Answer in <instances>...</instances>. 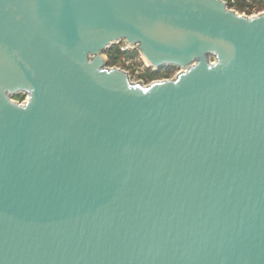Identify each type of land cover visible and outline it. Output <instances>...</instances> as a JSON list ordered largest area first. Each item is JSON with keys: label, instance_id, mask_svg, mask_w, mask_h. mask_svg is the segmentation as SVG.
I'll use <instances>...</instances> for the list:
<instances>
[{"label": "water", "instance_id": "obj_1", "mask_svg": "<svg viewBox=\"0 0 264 264\" xmlns=\"http://www.w3.org/2000/svg\"><path fill=\"white\" fill-rule=\"evenodd\" d=\"M0 264H264V14L0 0Z\"/></svg>", "mask_w": 264, "mask_h": 264}, {"label": "trees", "instance_id": "obj_2", "mask_svg": "<svg viewBox=\"0 0 264 264\" xmlns=\"http://www.w3.org/2000/svg\"><path fill=\"white\" fill-rule=\"evenodd\" d=\"M228 8L229 9H234L238 13L245 12L246 14H249L251 12L252 5H255L257 9H260V2L261 0H236L235 3H231L228 1ZM252 4V5H251ZM104 56L106 57V66L107 67H113V66H118L121 65L123 68L126 66L125 61L129 59H133L135 54H138L136 50H130L127 49L125 51H122L120 47L117 45H113L106 49L103 52ZM124 58V60H122ZM140 62V61H139ZM140 65L144 66L143 63H139ZM173 68V67H169ZM163 68L157 70V71H152L150 68H147L144 66V71L141 74V78L145 82L157 79L159 77L165 76L166 78L168 77L169 72L162 73ZM171 70V69H169ZM168 70V71H169ZM22 99V97H20Z\"/></svg>", "mask_w": 264, "mask_h": 264}, {"label": "rangeland", "instance_id": "obj_3", "mask_svg": "<svg viewBox=\"0 0 264 264\" xmlns=\"http://www.w3.org/2000/svg\"><path fill=\"white\" fill-rule=\"evenodd\" d=\"M239 14H241V13H239ZM116 45L118 47H120L121 50L122 49H130V50L132 49L128 45H126L124 42H120V43H118ZM132 50H135V49H132ZM139 61L141 63H144L145 64V62L142 60V58H141V56H140V54L138 52V54H135L134 55V58L133 59H129L128 62H125V65L126 66L124 68L121 65L113 66V67L119 68V69L125 71L128 74V76H129V78H130V80L132 82L143 81L144 84H150V82H152V81H161V80L175 78L176 75L181 71V69H179V68H169V67H166V68H163V70H162L163 72L162 73L169 72L167 78L165 76H162V77H159L157 79H154V80L145 82L143 80V78H141V74L144 71V66L140 65L139 64L140 63ZM169 69H171V70H169ZM20 97H22V99H20ZM10 98H11V100H13L15 102L23 103L25 101V99H26V95H23V94L19 93V94L10 96Z\"/></svg>", "mask_w": 264, "mask_h": 264}, {"label": "built area", "instance_id": "obj_4", "mask_svg": "<svg viewBox=\"0 0 264 264\" xmlns=\"http://www.w3.org/2000/svg\"><path fill=\"white\" fill-rule=\"evenodd\" d=\"M222 1H224L227 4V6H228L227 0H222ZM228 1H230L231 3H235L236 0H228ZM260 7H261L260 9H257V7L255 5H252L251 12L249 14H246L245 12H242L240 15L247 16V17H254V16H258L260 14H264V0H261ZM231 10L235 11L234 9H231ZM235 12L238 13L237 11H235ZM125 50H127V49H122V51H125ZM122 60H124V58ZM125 62H128V60L125 61ZM144 66H146V64H144ZM152 82H154V81H152ZM152 82H150V83H152ZM140 83L143 84V85H148V84H144L143 81H140Z\"/></svg>", "mask_w": 264, "mask_h": 264}]
</instances>
